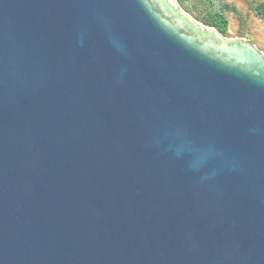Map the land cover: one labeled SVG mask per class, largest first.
Instances as JSON below:
<instances>
[{
	"label": "water",
	"instance_id": "obj_1",
	"mask_svg": "<svg viewBox=\"0 0 264 264\" xmlns=\"http://www.w3.org/2000/svg\"><path fill=\"white\" fill-rule=\"evenodd\" d=\"M0 264H264V54L177 0H0Z\"/></svg>",
	"mask_w": 264,
	"mask_h": 264
},
{
	"label": "rangeland",
	"instance_id": "obj_2",
	"mask_svg": "<svg viewBox=\"0 0 264 264\" xmlns=\"http://www.w3.org/2000/svg\"><path fill=\"white\" fill-rule=\"evenodd\" d=\"M177 2L185 12L203 25L208 17L220 13L228 22L226 37L249 40L264 54V19L258 17L254 11L255 6L264 5V0H177Z\"/></svg>",
	"mask_w": 264,
	"mask_h": 264
},
{
	"label": "trees",
	"instance_id": "obj_3",
	"mask_svg": "<svg viewBox=\"0 0 264 264\" xmlns=\"http://www.w3.org/2000/svg\"><path fill=\"white\" fill-rule=\"evenodd\" d=\"M254 11L256 15L261 19H264V5H257L255 6ZM206 26L216 28L221 34H227L228 30V22L224 16L220 13L213 14L212 16L208 17L204 23Z\"/></svg>",
	"mask_w": 264,
	"mask_h": 264
}]
</instances>
